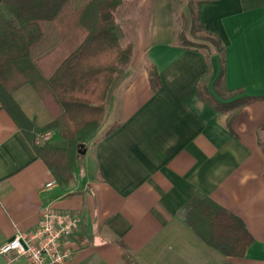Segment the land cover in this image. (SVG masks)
Returning <instances> with one entry per match:
<instances>
[{
  "label": "crops",
  "instance_id": "0c3cea01",
  "mask_svg": "<svg viewBox=\"0 0 264 264\" xmlns=\"http://www.w3.org/2000/svg\"><path fill=\"white\" fill-rule=\"evenodd\" d=\"M139 11L130 64L120 71L101 126L78 154L73 178H53L28 137L0 104V245L34 228L44 209L71 212L79 228L63 242L72 264H264V0H207L204 29L225 48L222 102L260 99L219 112L195 92L209 90L219 57L177 44L170 0H123ZM131 7V8H132ZM125 18H134L124 9ZM143 29V30H142ZM161 86L153 92L148 66ZM11 96L32 127L52 115L30 84ZM217 97V96H216ZM112 123V124H113ZM56 137V133L52 138ZM91 162L94 174L88 173ZM203 194L238 217L252 242L241 257L222 255L179 216ZM0 264H30L24 258Z\"/></svg>",
  "mask_w": 264,
  "mask_h": 264
},
{
  "label": "trees",
  "instance_id": "16d2710c",
  "mask_svg": "<svg viewBox=\"0 0 264 264\" xmlns=\"http://www.w3.org/2000/svg\"><path fill=\"white\" fill-rule=\"evenodd\" d=\"M123 0H0V104L28 137L37 157L49 168L54 180L67 184L78 164V145L87 144L100 128L105 106L117 86L120 71L130 64L133 45L121 44L115 13ZM207 0H187L183 16L190 18L177 39L184 48L206 51L219 57V72L208 89L206 80L195 86L197 96L211 108L228 109L261 97L250 96L222 102L237 91L224 87L225 48L221 39L207 32L198 7ZM183 5V4H182ZM50 24L58 42L34 58L32 50L44 38ZM195 26L204 32L202 42L187 38ZM153 92L161 86L154 65L148 66ZM30 84L49 109L52 120L34 128L14 102L11 93ZM217 96V97H216ZM119 126L111 124L102 136ZM54 130L55 138L35 144V134ZM87 141V142H86ZM86 142V143H85ZM179 216L207 245L222 255L241 257L252 242L244 223L203 194H196L179 211Z\"/></svg>",
  "mask_w": 264,
  "mask_h": 264
},
{
  "label": "built area",
  "instance_id": "2783aa9c",
  "mask_svg": "<svg viewBox=\"0 0 264 264\" xmlns=\"http://www.w3.org/2000/svg\"><path fill=\"white\" fill-rule=\"evenodd\" d=\"M54 130L48 129L35 134V144L41 145L53 137ZM52 179L45 187L56 185ZM81 218L71 212L44 209L37 225L31 230L15 229L13 237L0 245V255L7 262L18 258L30 264H72V253L63 247V242L79 228Z\"/></svg>",
  "mask_w": 264,
  "mask_h": 264
},
{
  "label": "rangeland",
  "instance_id": "374dc122",
  "mask_svg": "<svg viewBox=\"0 0 264 264\" xmlns=\"http://www.w3.org/2000/svg\"><path fill=\"white\" fill-rule=\"evenodd\" d=\"M187 0H170V5L173 7V18L175 20V23L177 25V36L175 39H178L180 30L187 26L189 28L190 18L183 16V8L186 6ZM183 4V5H182ZM133 5L128 6H122L119 7L118 10L115 13V19L116 23L119 28L120 32V42L121 44L125 45L128 44V42H131L135 40L136 37V18L139 16V11H137L135 8L132 7ZM132 7V8H131ZM124 9L126 12L130 15H133L134 18H125L124 17ZM143 30V29H142ZM186 36L188 39L195 41V42H202L204 39V32H202L197 26H195L194 34L190 33L188 30L186 31ZM58 42V39L54 33V30L50 24L46 25V34L44 38L35 46L32 50V56L34 58L40 56L41 54H44L45 52L49 51L53 46L56 45ZM126 67V66H125ZM113 122H109L108 124H102L101 128L103 127L107 128L110 126ZM92 138V137H91ZM87 142V141H86ZM85 142V143H86ZM79 154H83L81 150L78 151ZM88 173L94 174V170H92L91 162H88Z\"/></svg>",
  "mask_w": 264,
  "mask_h": 264
},
{
  "label": "water",
  "instance_id": "95a60500",
  "mask_svg": "<svg viewBox=\"0 0 264 264\" xmlns=\"http://www.w3.org/2000/svg\"><path fill=\"white\" fill-rule=\"evenodd\" d=\"M85 147H86V144H79V145H78V150H77V151L81 150L82 152H84Z\"/></svg>",
  "mask_w": 264,
  "mask_h": 264
}]
</instances>
